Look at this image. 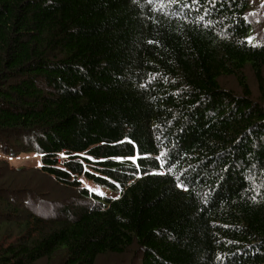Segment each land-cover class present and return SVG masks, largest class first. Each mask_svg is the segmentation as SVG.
Returning <instances> with one entry per match:
<instances>
[{"label":"trees","instance_id":"16d2710c","mask_svg":"<svg viewBox=\"0 0 264 264\" xmlns=\"http://www.w3.org/2000/svg\"><path fill=\"white\" fill-rule=\"evenodd\" d=\"M263 70L264 0H0L1 166L80 194L49 218L9 182L0 264H264Z\"/></svg>","mask_w":264,"mask_h":264},{"label":"rangeland","instance_id":"374dc122","mask_svg":"<svg viewBox=\"0 0 264 264\" xmlns=\"http://www.w3.org/2000/svg\"><path fill=\"white\" fill-rule=\"evenodd\" d=\"M245 73L246 76H248L251 88L255 93V96H257L259 93L258 82L251 64L247 66ZM227 78L228 79L226 81V87L231 89L234 88L238 92L239 86L234 76ZM41 163L42 162L39 154L35 152H24L16 156H9L7 166L15 169L25 167L24 172L16 176V174L11 175V173L7 171L5 167H2L1 164H6L1 163L0 161V190L8 191L9 182H11L12 180H14V185H19L25 190H35L34 197L30 196V202L35 204L34 210L38 211L41 216L43 215L51 218L57 214L58 208H60L61 206L77 201L80 194L76 192L75 188H69L56 183L54 179L48 177L47 175L38 171H34L32 167L40 166ZM87 181H90L94 185L99 186L91 180L87 179ZM87 181L84 180V184H86L89 189H98L92 183H88ZM38 202H40V205L38 204ZM23 205L24 204L22 203V206ZM10 239L7 236L4 238V241L9 242ZM140 259L141 256L139 257L137 246L133 245L122 254L107 253L105 255H101L98 257V260L95 264H140Z\"/></svg>","mask_w":264,"mask_h":264},{"label":"snow or ice","instance_id":"6c2138e0","mask_svg":"<svg viewBox=\"0 0 264 264\" xmlns=\"http://www.w3.org/2000/svg\"><path fill=\"white\" fill-rule=\"evenodd\" d=\"M146 2L148 4H153V0H146ZM168 2L169 3H181V0H168ZM208 2L215 3V0H208ZM197 3H199V0H192V4L193 5H195ZM182 6L183 7H189L190 5L188 3H183ZM160 7H161V10H162L163 7H164L163 2H161ZM199 19L200 20H203L204 17L201 16V17H199ZM249 39H251V38H249ZM149 43H153V41H149ZM61 155L63 156L64 154H61ZM163 155H164V153H161L160 156H156L154 159L156 161H160L161 160V156H163ZM89 159H92V158L89 157ZM117 159H121V160L127 159V160H130L132 162L133 166L138 169L139 168V164H137L136 161L137 160H140L141 162H145L146 160L149 159V156L147 154H145V155H139V154H137V155L129 156V157H126V158L125 157H118ZM161 166H163V162H161ZM177 186L178 187H181L184 191H187L188 190L187 185H185L183 183L178 184ZM253 199L255 200V197H253Z\"/></svg>","mask_w":264,"mask_h":264}]
</instances>
